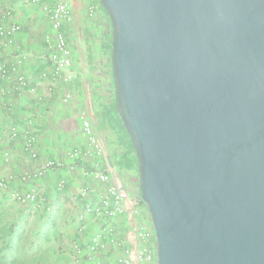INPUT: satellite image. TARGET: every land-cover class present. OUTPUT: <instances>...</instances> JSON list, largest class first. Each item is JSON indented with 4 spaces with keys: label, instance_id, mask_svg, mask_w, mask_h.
<instances>
[{
    "label": "water",
    "instance_id": "1",
    "mask_svg": "<svg viewBox=\"0 0 264 264\" xmlns=\"http://www.w3.org/2000/svg\"><path fill=\"white\" fill-rule=\"evenodd\" d=\"M156 264H264V0H99Z\"/></svg>",
    "mask_w": 264,
    "mask_h": 264
},
{
    "label": "crops",
    "instance_id": "2",
    "mask_svg": "<svg viewBox=\"0 0 264 264\" xmlns=\"http://www.w3.org/2000/svg\"><path fill=\"white\" fill-rule=\"evenodd\" d=\"M65 1L71 11V20L64 27L72 58L68 83L53 76L46 59L54 32L45 13L38 12L34 18L31 11L25 10L5 21L21 29L0 43V56L5 57L2 63L12 79L8 91L9 121L13 126L10 136L0 140V203L16 210V218L27 216L31 222L41 219L47 222L45 228L50 232L62 233L64 247L57 256L65 264L68 258H82L80 262L85 264H118L125 248L132 251L131 264H139L135 254L141 241L135 240L134 233L138 229L151 230L152 222L140 196L138 163L115 109L110 19L99 0ZM19 75L29 81L22 90L15 82ZM66 94L72 99L63 103ZM81 113L93 123L103 149L101 157H69L71 151L85 152L87 148L80 132ZM90 170L109 174L110 184L124 195L125 213L114 221L86 216L83 234L77 232L75 241L69 243L75 238L85 206L105 194L107 185L84 177ZM29 190L39 195L35 206H23L10 196L15 191ZM53 218L57 226L54 229L48 225ZM96 236L106 242L105 248L91 251V244H86ZM109 236L116 240L115 245L109 243Z\"/></svg>",
    "mask_w": 264,
    "mask_h": 264
},
{
    "label": "built area",
    "instance_id": "3",
    "mask_svg": "<svg viewBox=\"0 0 264 264\" xmlns=\"http://www.w3.org/2000/svg\"><path fill=\"white\" fill-rule=\"evenodd\" d=\"M30 5H38L43 0H29ZM47 9L48 19L51 29L54 32L52 40L49 41L46 59L52 70L54 77L60 79L63 83L70 81V68L72 65L71 50L68 44L67 36L64 27L71 20L70 7L65 0H49ZM20 26L17 24H7L0 21V43L4 38H10L12 35L20 31ZM7 76V70L4 66H0V78ZM16 85L19 89H24L28 86V79L19 75L16 79ZM72 99L71 94H66L62 101L68 103ZM80 132L86 140L87 148L85 152L80 149H75L69 153L72 159H78L82 154L94 157H101L103 149L96 137L92 121L84 114L79 115ZM53 164H48L47 167H52ZM84 177L89 180L97 181L107 185L104 197L96 202H92L85 206L84 215L95 217L100 220L114 221L123 216L125 213L122 205L124 195L116 187L110 184V176L106 172L99 170H90L84 173ZM87 192V190H85ZM11 198L23 206H33L39 199L37 191L29 190L25 192L15 191L10 194ZM35 206V205H34ZM111 231L109 230V234ZM134 238L136 241H141L140 249L135 254L136 261L139 264H156V239L151 226V230L138 229L135 230ZM105 243L101 237L96 236L90 240L91 251L102 250L105 248ZM109 243L115 245L117 242L109 236ZM132 251L130 248H125L123 257L118 260V264H131Z\"/></svg>",
    "mask_w": 264,
    "mask_h": 264
},
{
    "label": "rangeland",
    "instance_id": "4",
    "mask_svg": "<svg viewBox=\"0 0 264 264\" xmlns=\"http://www.w3.org/2000/svg\"><path fill=\"white\" fill-rule=\"evenodd\" d=\"M48 5L47 0H43L38 5H30L29 0H0V21L3 20L4 22L7 20L10 16L20 15L21 12L31 11L32 16L37 15L38 12H43L48 17L47 9L44 7ZM36 21V19H34ZM111 25V21H110ZM111 33L109 37L110 41V48L111 42H112V25H111ZM2 48H0V53L2 52ZM5 58L4 55L0 56V66H6L2 63V59ZM9 80H12L9 77V74H7L6 77L0 78V140H3V138L9 137L10 135L8 132L13 128L12 124L10 123V97H9V91H8V83ZM114 82V81H113ZM114 90H115V84H114ZM115 109H116V103H115ZM123 132L127 136L125 130L123 129ZM128 138V147L130 151L133 153V155L136 158L135 152L132 148L131 141ZM137 161V158H136ZM138 163V161H137ZM140 190V188H139ZM17 211L12 209L11 206H8L6 203L1 204L0 203V223L6 224V225H12L14 228H17L19 226L23 227V230L25 232V235L23 236L21 240V264H65L63 263L60 258L57 256L58 253H62L61 248L64 246H61V243L63 242L62 239V233H56L53 234L50 232L49 229L45 228V225L47 222L42 223L41 219H39L36 222H31V220L27 216L23 217H14V213ZM28 215V214H26ZM85 219L81 218L78 220V228L76 232L74 233L75 238H72L69 240V243H72L77 238V232H81L83 234L84 232V221ZM76 223V222H75ZM86 223V222H85ZM72 224V223H71ZM49 227H52L54 229L56 226L55 219H50L48 222ZM63 227V226H61ZM61 232V231H60ZM63 232V231H62ZM58 234V236H57ZM56 236V237H55ZM51 237H54L52 239ZM53 240V241H52ZM51 244H48L50 243ZM53 242V243H52ZM58 246V248H55V246ZM87 246L90 245V242L86 244ZM45 246V249H43ZM69 255H71V251L65 250ZM63 251V252H65ZM86 259V258H85ZM79 261V263H78ZM83 259H71L68 258V264H85Z\"/></svg>",
    "mask_w": 264,
    "mask_h": 264
},
{
    "label": "trees",
    "instance_id": "5",
    "mask_svg": "<svg viewBox=\"0 0 264 264\" xmlns=\"http://www.w3.org/2000/svg\"><path fill=\"white\" fill-rule=\"evenodd\" d=\"M24 235L25 232L20 227L15 229L12 225L0 226V264H21L20 243Z\"/></svg>",
    "mask_w": 264,
    "mask_h": 264
}]
</instances>
